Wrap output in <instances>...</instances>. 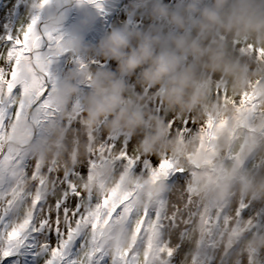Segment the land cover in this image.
I'll use <instances>...</instances> for the list:
<instances>
[{
	"label": "rangeland",
	"instance_id": "obj_1",
	"mask_svg": "<svg viewBox=\"0 0 264 264\" xmlns=\"http://www.w3.org/2000/svg\"><path fill=\"white\" fill-rule=\"evenodd\" d=\"M103 8L98 12L87 0H50L47 6L40 0H0V36L9 29L15 33L31 16L41 18L46 36L62 34L41 59L42 67L60 59L59 83L47 98L55 116L39 135L24 119H13L0 144L9 155L20 154L45 170L41 180H47L48 167L78 172L91 161L90 171L72 178L85 196L134 193L131 207L143 213L168 193L172 204L190 207L194 214L180 264H193L201 241L210 235L205 221L210 214L215 218L214 210L228 217L221 220L220 233L211 234L207 251L215 264H249L250 253L264 258V229H253L247 217L235 215L241 201L254 210L264 207V166H254L264 162V0H103ZM128 17L139 27L129 26ZM114 32L125 41L115 50L108 44ZM93 60L109 67L101 69ZM129 60L135 67H128ZM26 69L31 71L21 63V76ZM113 95L115 107L93 117L96 105ZM27 100V94L16 95L13 103ZM173 118L195 127L181 135L169 128ZM101 137L130 140L133 157H166L188 174L182 188L186 196L150 173L125 170L119 147L105 150ZM72 147L79 151L71 153ZM17 185V191L31 190V176ZM142 220L140 215L133 225L101 223L95 231L98 248L110 258L127 257L129 264H168L169 247L175 245L165 237L157 247L151 224L138 241ZM30 251L16 257V264ZM86 254L87 249L77 260Z\"/></svg>",
	"mask_w": 264,
	"mask_h": 264
},
{
	"label": "snow or ice",
	"instance_id": "obj_2",
	"mask_svg": "<svg viewBox=\"0 0 264 264\" xmlns=\"http://www.w3.org/2000/svg\"><path fill=\"white\" fill-rule=\"evenodd\" d=\"M87 2L96 5L98 12H104L103 0ZM40 3L47 6L50 0H40ZM40 20V17L31 16L27 24L17 26L15 33L9 29L0 36V134L7 130L13 119H24L32 124L35 134L39 135L44 125L55 116L47 98L49 91L59 83L60 59L46 61V67L41 66V59L42 54L62 34L46 36L41 31ZM127 23L139 27L132 17H128ZM252 51L255 53V50ZM240 53L248 54L244 49H240ZM23 62H27L31 71L26 69L28 74L21 76L18 69ZM91 64L101 69L109 67L96 60L91 61ZM22 94L28 95L27 102L13 103V98ZM149 107L157 113L161 111L154 102H150ZM167 122L170 130L175 129L181 135L190 133L195 127L187 119L179 125L174 118ZM101 139V147L105 150L119 147V163L125 170L150 173L169 189L183 188L188 174L182 169H174L166 157H133L130 155V140L120 142L111 137ZM248 163L245 161L242 166ZM254 166H264V162ZM90 167L91 161L82 165L78 172L72 169L58 173L53 167H48L47 180H41L40 176L45 170L20 154L9 155L0 144V264H16L15 258L29 249V256L25 257L22 264H129L127 257L110 258L100 250L95 231L101 223L133 225L140 215L143 220L136 227L138 241L145 239L146 229L151 224L157 237V247L165 237L169 246L175 245L174 249L169 247L168 264H180L181 254L187 249L188 218L194 214L190 207L185 210L179 204H172L168 193L162 194L143 213L131 207L134 193L125 198L94 197L92 194L85 196L72 183V178L86 174ZM26 176L32 178L31 190L17 191V181ZM26 204L29 205L28 210L21 211ZM214 211L217 213L215 218L210 214L205 221L210 235L206 241H201L194 254L193 264L200 259L203 264H215L207 251L213 243L211 234H219L221 220L228 217L223 210ZM235 215L237 218L247 217L253 229H264V207L254 210V205L241 201L235 206ZM177 216L180 217L179 221ZM85 249L87 254L83 260L78 261L77 257ZM249 256V264H264V258L258 254L250 253Z\"/></svg>",
	"mask_w": 264,
	"mask_h": 264
},
{
	"label": "clouds",
	"instance_id": "obj_3",
	"mask_svg": "<svg viewBox=\"0 0 264 264\" xmlns=\"http://www.w3.org/2000/svg\"><path fill=\"white\" fill-rule=\"evenodd\" d=\"M124 43H125L124 38L117 32L112 33L108 38V44L112 46L113 50H115V48L120 47ZM128 67L129 68L135 67V61L129 60L128 61ZM116 102H117V97L115 95L108 97V98H105L103 101H101L100 103H98L96 105V110L92 114L93 117L103 115L106 112L111 111L115 107ZM122 114L123 113H121L120 115H122ZM153 157H155V156H153Z\"/></svg>",
	"mask_w": 264,
	"mask_h": 264
},
{
	"label": "bare ground",
	"instance_id": "obj_4",
	"mask_svg": "<svg viewBox=\"0 0 264 264\" xmlns=\"http://www.w3.org/2000/svg\"><path fill=\"white\" fill-rule=\"evenodd\" d=\"M79 150L78 149H75L74 147H72L71 149H70V152L72 153V152H78ZM179 190H180V192H178V193H180L183 197H185L186 196V192H184V190L182 189V188H180V187H177ZM172 192L173 193H175L176 192V189L174 188L173 190H172ZM171 200V199H170ZM173 202V201H172ZM123 230H121L120 232H122ZM134 252V251H133Z\"/></svg>",
	"mask_w": 264,
	"mask_h": 264
},
{
	"label": "trees",
	"instance_id": "obj_5",
	"mask_svg": "<svg viewBox=\"0 0 264 264\" xmlns=\"http://www.w3.org/2000/svg\"><path fill=\"white\" fill-rule=\"evenodd\" d=\"M82 34V33H81ZM87 40V42L89 41V39H83L82 41H81V44H83L85 41ZM89 44V43H88ZM83 45H86V43L85 44H83Z\"/></svg>",
	"mask_w": 264,
	"mask_h": 264
}]
</instances>
